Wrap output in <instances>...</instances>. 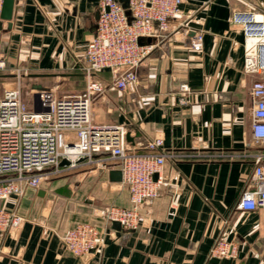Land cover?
Wrapping results in <instances>:
<instances>
[{"label": "crops", "instance_id": "crops-1", "mask_svg": "<svg viewBox=\"0 0 264 264\" xmlns=\"http://www.w3.org/2000/svg\"><path fill=\"white\" fill-rule=\"evenodd\" d=\"M0 95L20 87L29 108L36 94H81L99 83L93 118L123 124L128 145L144 151L163 141L164 174L170 184L141 211L140 226L106 222L107 205L130 207V191L112 179L118 168L70 171L38 188H27L4 205L23 217L17 231H0V264H264V208L242 210L238 200L252 184L254 163L229 154L257 152L251 128V85L261 74L244 71L247 34L235 13L264 17V0H184L186 20L144 40L154 49L138 68L139 82L117 89L110 70L87 73L85 51L95 33L100 0H16L11 21L1 17ZM122 1V0H119ZM184 21V25H182ZM204 35L196 52V31ZM182 82L192 88L191 104L178 101ZM198 154L199 156H194ZM102 228L105 247L76 256L62 236L77 224ZM237 242L236 258L210 255L220 239Z\"/></svg>", "mask_w": 264, "mask_h": 264}, {"label": "built area", "instance_id": "built-area-1", "mask_svg": "<svg viewBox=\"0 0 264 264\" xmlns=\"http://www.w3.org/2000/svg\"><path fill=\"white\" fill-rule=\"evenodd\" d=\"M184 0H129L125 8L119 0H100L97 28L88 40L85 59L87 73L108 69L114 85L121 91L139 82L138 68L154 49L144 40L161 37L171 30L170 20H186L180 5ZM2 5V2H1ZM243 23L247 38L244 71L261 74L251 85V128L257 152L229 154L254 163L252 184L238 200L242 210L264 208V17L235 13ZM184 25V21L182 23ZM204 35L196 31L192 48L203 49ZM7 60L0 57V72ZM103 90L94 81L81 94L55 96L52 91L36 94L39 105L31 109L20 87L0 95V231H17L25 217L8 209L4 202L21 196L27 188H38L66 169L81 166L118 168L122 183L129 188L131 206L107 205L99 210L106 222L137 229L141 211L170 184L164 174L168 154L161 151L163 141L148 142L138 152L128 145V129L123 124H100L93 118V99ZM192 88L182 82L178 90L181 105L191 104ZM194 156H199L194 154ZM69 164L61 166L62 160ZM64 247L76 256L89 255L105 247V235L96 224L82 222L62 236ZM237 242L220 238L210 255L219 259L236 258Z\"/></svg>", "mask_w": 264, "mask_h": 264}, {"label": "water", "instance_id": "water-1", "mask_svg": "<svg viewBox=\"0 0 264 264\" xmlns=\"http://www.w3.org/2000/svg\"><path fill=\"white\" fill-rule=\"evenodd\" d=\"M15 1L16 0H3L2 1V7H1V17L4 20H9L13 18L14 14V7H15ZM125 8L129 7V0H122L121 1ZM129 138V135L127 136ZM69 164V161L64 159L61 162V166ZM112 179L114 181H121L122 180V172L121 170H112L111 171ZM116 226H121L118 222L114 223Z\"/></svg>", "mask_w": 264, "mask_h": 264}, {"label": "rangeland", "instance_id": "rangeland-1", "mask_svg": "<svg viewBox=\"0 0 264 264\" xmlns=\"http://www.w3.org/2000/svg\"><path fill=\"white\" fill-rule=\"evenodd\" d=\"M32 93H30V92H28V93H26L25 95H24V100L26 101V100H28L29 98H30V95H31ZM96 97V96H95ZM94 97V99H93V105H94V100L96 99ZM36 101H37V105H39V102H40V100H39V97L37 96L36 97ZM81 168V167H80ZM82 168H87V167H82ZM88 168H92V167H88ZM94 168V167H93ZM73 169H66L64 172H61L60 174H58V175H55V176H53L51 179H49V180H47V182H52V181H55V180H58V179H60V178H63V176H66L70 171H72Z\"/></svg>", "mask_w": 264, "mask_h": 264}, {"label": "bare ground", "instance_id": "bare-ground-1", "mask_svg": "<svg viewBox=\"0 0 264 264\" xmlns=\"http://www.w3.org/2000/svg\"><path fill=\"white\" fill-rule=\"evenodd\" d=\"M258 18H261V17H258ZM37 100V99H36ZM39 100H40V98H39ZM36 105H37V101H36ZM38 106V105H37Z\"/></svg>", "mask_w": 264, "mask_h": 264}]
</instances>
